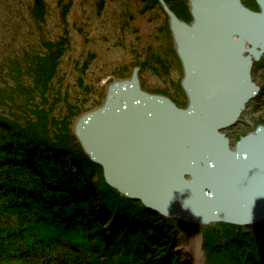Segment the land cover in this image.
I'll list each match as a JSON object with an SVG mask.
<instances>
[{
	"label": "water",
	"instance_id": "1",
	"mask_svg": "<svg viewBox=\"0 0 264 264\" xmlns=\"http://www.w3.org/2000/svg\"><path fill=\"white\" fill-rule=\"evenodd\" d=\"M188 106L144 91L135 70L106 87L103 104L80 116L74 136L111 188L163 218L195 226L264 228V126L233 148L236 126L261 88L264 0H189L192 22L164 0Z\"/></svg>",
	"mask_w": 264,
	"mask_h": 264
},
{
	"label": "rangeland",
	"instance_id": "2",
	"mask_svg": "<svg viewBox=\"0 0 264 264\" xmlns=\"http://www.w3.org/2000/svg\"><path fill=\"white\" fill-rule=\"evenodd\" d=\"M35 1L0 0L1 116L25 126L36 125L53 141L57 137L65 139L67 143L62 145L75 154L82 149L73 131L77 119L103 104L110 83L130 79L135 70L139 71L144 91L168 97L179 108L188 106L182 87L183 66L169 18L158 0H41L42 14L36 12ZM167 1V5L180 8V20L192 22L189 0L183 8L180 0ZM245 1L252 10L259 11L255 0ZM53 60L56 66L46 85L39 66ZM253 81L261 88L258 97L248 103L240 122L224 131L233 148L241 138L264 126V56L254 66ZM99 168L92 170V176L107 197ZM116 199L111 205L140 225L139 235L152 236L151 232L145 234V226L169 224L165 231L160 230L168 239L157 258L169 254L167 264L218 263L222 250L233 246L236 252L237 247L241 251L245 246L247 251L258 248L264 252V228L237 227L239 230L233 234L229 228L214 233L212 227L223 224L201 227L156 214L165 220L161 221L156 215L144 216L137 201ZM194 235L203 239L198 260L195 253L190 259L180 251L181 244ZM213 241L219 251L210 246ZM116 249L112 247L111 251Z\"/></svg>",
	"mask_w": 264,
	"mask_h": 264
},
{
	"label": "trees",
	"instance_id": "3",
	"mask_svg": "<svg viewBox=\"0 0 264 264\" xmlns=\"http://www.w3.org/2000/svg\"><path fill=\"white\" fill-rule=\"evenodd\" d=\"M184 3L180 0L182 8ZM169 6L181 16L180 8ZM35 9L44 13L41 0L35 1ZM53 61L39 66L46 85L56 66ZM46 134L36 125L0 115V264H167L169 254L157 258L168 239L160 230L169 224L145 226V234L152 236L139 235L140 225L111 205L114 198L130 199L104 181L106 197L92 176L99 167L85 152L80 148L74 154L62 145L65 139L53 141ZM139 203L144 216L156 215ZM212 228L214 233L239 230L224 224ZM216 244L210 246L219 251ZM235 248L223 249L221 260L212 264H264V252L258 248Z\"/></svg>",
	"mask_w": 264,
	"mask_h": 264
},
{
	"label": "bare ground",
	"instance_id": "4",
	"mask_svg": "<svg viewBox=\"0 0 264 264\" xmlns=\"http://www.w3.org/2000/svg\"><path fill=\"white\" fill-rule=\"evenodd\" d=\"M258 12V11H257ZM258 64V62L254 63V66ZM253 70H254V67H253ZM101 168V167H100ZM203 243V239L202 237H199V236H193L191 238H187L186 241H184L180 247V251H184L185 254H188L190 257L192 256L193 253L196 254V258L198 260V256L197 254H199V252L201 251L200 250V247ZM188 256V258H189ZM195 258V257H194ZM192 259V257L190 258ZM198 264V261L195 262Z\"/></svg>",
	"mask_w": 264,
	"mask_h": 264
}]
</instances>
